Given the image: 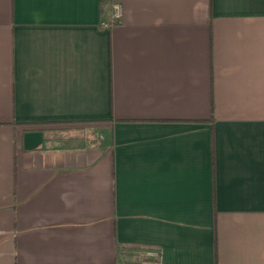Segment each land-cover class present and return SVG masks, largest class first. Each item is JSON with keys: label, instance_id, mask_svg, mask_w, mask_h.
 Masks as SVG:
<instances>
[{"label": "crops", "instance_id": "1", "mask_svg": "<svg viewBox=\"0 0 264 264\" xmlns=\"http://www.w3.org/2000/svg\"><path fill=\"white\" fill-rule=\"evenodd\" d=\"M147 249L264 264V0H0V264Z\"/></svg>", "mask_w": 264, "mask_h": 264}, {"label": "built area", "instance_id": "2", "mask_svg": "<svg viewBox=\"0 0 264 264\" xmlns=\"http://www.w3.org/2000/svg\"><path fill=\"white\" fill-rule=\"evenodd\" d=\"M119 15V6H115ZM106 26V24H105ZM141 259L132 260V261H122L119 260L116 264H161L162 254L158 249H147L141 252Z\"/></svg>", "mask_w": 264, "mask_h": 264}]
</instances>
